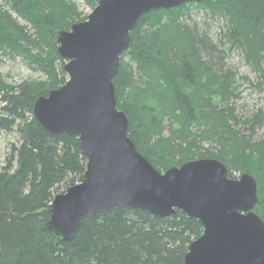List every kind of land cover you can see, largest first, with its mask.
I'll use <instances>...</instances> for the list:
<instances>
[{
	"label": "trees",
	"instance_id": "16d2710c",
	"mask_svg": "<svg viewBox=\"0 0 264 264\" xmlns=\"http://www.w3.org/2000/svg\"><path fill=\"white\" fill-rule=\"evenodd\" d=\"M86 2L94 9L99 0ZM192 8L224 18L219 41L187 25ZM87 19L73 0H0V53L23 56L48 77L12 86L0 73V132L20 139L0 170V264H182L203 226L181 211L161 218L117 206L84 217L70 241L47 229L50 204L84 180L86 159L77 136L41 126L34 105L67 82L57 34ZM226 44L264 88V0H205L144 14L112 81L117 107L137 151L159 172L215 159L231 179L250 173L258 185L254 212L264 220V139H254L264 114L241 118L232 108L238 94L223 64Z\"/></svg>",
	"mask_w": 264,
	"mask_h": 264
},
{
	"label": "water",
	"instance_id": "95a60500",
	"mask_svg": "<svg viewBox=\"0 0 264 264\" xmlns=\"http://www.w3.org/2000/svg\"><path fill=\"white\" fill-rule=\"evenodd\" d=\"M205 0H99L86 21L57 34L67 82L41 96L34 116L54 135L77 136L85 178L50 204L47 229L70 241L87 215L112 208L140 209L161 218L181 211L203 226L182 264H264V220L255 212L258 185L250 173L228 177L215 159H200L160 173L128 136L113 79L130 33L151 10Z\"/></svg>",
	"mask_w": 264,
	"mask_h": 264
},
{
	"label": "rangeland",
	"instance_id": "374dc122",
	"mask_svg": "<svg viewBox=\"0 0 264 264\" xmlns=\"http://www.w3.org/2000/svg\"><path fill=\"white\" fill-rule=\"evenodd\" d=\"M73 1L77 3L82 17H88L94 10L87 4L86 0ZM18 21L22 25H27L21 18ZM186 23L192 27L195 25L201 31L207 30L215 41L220 40L225 29L223 17H213L199 8H192ZM222 49L225 51L224 68L230 71L235 79L234 85L238 97L234 99L231 106L234 107L236 115L244 118L258 111H262L264 114V88L259 85L260 80L257 74L246 64L238 49L231 48L229 44L222 46ZM0 73L6 83L12 86L24 82L43 83L48 80L46 74L33 70L23 56L11 54L10 52L0 53ZM254 139L257 141L264 139V125L257 130ZM19 142V134L16 131L0 132V170L7 164V158L11 154L13 146L19 145ZM235 176L238 178L241 174L236 173Z\"/></svg>",
	"mask_w": 264,
	"mask_h": 264
},
{
	"label": "bare ground",
	"instance_id": "6f19581e",
	"mask_svg": "<svg viewBox=\"0 0 264 264\" xmlns=\"http://www.w3.org/2000/svg\"><path fill=\"white\" fill-rule=\"evenodd\" d=\"M252 127V126H251Z\"/></svg>",
	"mask_w": 264,
	"mask_h": 264
}]
</instances>
